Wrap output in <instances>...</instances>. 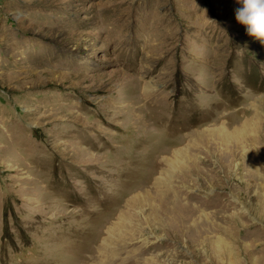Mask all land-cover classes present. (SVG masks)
<instances>
[{
	"label": "rangeland",
	"instance_id": "374dc122",
	"mask_svg": "<svg viewBox=\"0 0 264 264\" xmlns=\"http://www.w3.org/2000/svg\"><path fill=\"white\" fill-rule=\"evenodd\" d=\"M238 7L0 0V264H118L99 245L129 225L156 264H264V44ZM253 112L260 132L221 140ZM176 149L196 159L160 188L191 212L179 237L151 184Z\"/></svg>",
	"mask_w": 264,
	"mask_h": 264
},
{
	"label": "bare ground",
	"instance_id": "6f19581e",
	"mask_svg": "<svg viewBox=\"0 0 264 264\" xmlns=\"http://www.w3.org/2000/svg\"><path fill=\"white\" fill-rule=\"evenodd\" d=\"M259 108V107H258ZM251 110V109H250ZM257 110V109H256ZM244 111V110H243ZM259 111V110H258ZM262 112V111H261ZM245 113H247V112H245ZM248 115V114H247ZM260 115V114H259ZM258 115H257V112L254 114V112H253V117H255L256 118V122H247V120L245 119L243 122H241L240 123V126L238 125V126H232L233 127V130H232V132H229V131H227V129L224 127V125H222L223 127H220L217 131L218 132H220L218 135L220 136V138H221V140L223 141V142H225V143H228V142H231V139H235V140H237L236 139V137L238 138V137H240L241 138V140H242V138L244 137V136H246L247 134H248V132L249 131H261L262 130V126H260V123L258 122V117H257ZM239 118L241 117V116H238ZM262 117V116H261ZM238 118V119H239ZM243 118V117H242ZM231 119V120H230ZM229 119V121H230V123H231V121H232V118H230ZM237 119V120H238ZM250 119V118H249ZM251 120H253V119H251ZM234 121V120H233ZM236 121V120H235ZM237 123V122H236ZM227 125V124H226ZM229 127V126H228ZM230 128V127H229ZM231 131V130H230ZM262 136V135H261ZM218 137V136H217ZM254 137V136H253ZM259 137V136H258ZM248 138V137H247ZM255 139V138H254ZM260 139V138H259ZM256 142V141H255ZM237 143V142H236ZM239 143V142H238ZM236 146V145H235ZM264 146V145H263ZM232 148V147H231ZM234 148V147H233ZM233 150V149H232ZM239 150V149H238ZM237 150V151H238ZM226 151H228V150H226ZM236 151V152H237ZM264 151V150H263ZM258 152V151H257ZM222 153V152H221ZM238 153V152H237ZM172 155L171 156H163L162 158H161V161H162V163H164V168H165V170L163 171V173L161 172V174H162V176H160V177H158V178H156L155 180H154V182L153 183H151L152 185H153V187L155 188V189H157V196H158V199H156L157 201L159 200L160 201V203H161V207L163 208V210H164V212L165 213H167V212H170L169 213V215H166V217H165V219H164V226H166L167 227V229H165V234H166V236L168 235V234H172L173 236H175V237H179V236H182V235H184V228H185V225L184 224H186L187 223V221L192 217H189L190 216V213H187V214H189V216H186V215H184V213H183V210L184 209H182L183 208V206L185 205L186 206V204H181L180 205V203L181 202H179L178 201V199H179V194H177L176 192L174 193V191H173V186H172V184H171V186L169 185V186H167L166 185V190L167 191H165V189H164V192H163V190H160V188L163 186L162 184L164 183V181L166 180L167 181V178H168V180L171 178V174H170V171L168 170V168H175L176 169V167H179L180 168V170L182 171H179V172H181L180 173V176L181 177H184V176H186V174H185V172H184V169L186 170L187 169V171H190V173L192 172V170H194V168L196 167L195 166V163H196V159H194V157H192L191 158V156H189V154H186V153H184L183 152V150L182 149H176V150H173L172 151V153H171ZM227 157V156H226ZM239 157V156H238ZM204 160V159H203ZM222 160V159H221ZM191 162L190 164H191V167H188L189 166V164L187 163L186 164V162ZM231 161H233V160H231ZM186 164V165H185ZM198 164V163H197ZM196 164V165H197ZM185 167V168H184ZM202 171V170H201ZM188 173V172H187ZM196 173V172H195ZM164 175V176H163ZM192 175V174H191ZM199 175V174H198ZM228 175V174H227ZM233 175V174H232ZM180 178V177H179ZM186 178V177H185ZM209 181V180H208ZM189 182V181H188ZM195 184V183H194ZM159 188V189H158ZM222 188V187H221ZM175 190V189H174ZM251 191V190H250ZM167 192H169V193H167ZM171 194H172V196H171ZM181 194V193H180ZM145 196V195H144ZM155 196V195H154ZM171 196V197H170ZM185 197V196H184ZM172 198V200L170 201V199ZM150 199L152 200H154V198H152V196H150V195H146V197H144V199H143V201H145L146 203L149 201L150 202ZM182 199V198H181ZM180 199V200H181ZM187 199V198H186ZM138 200H140L139 198H138ZM188 201V200H187ZM131 204L133 205V203H134V200L133 199H131ZM183 203V202H182ZM186 203V202H185ZM151 204V203H150ZM169 204H170V206H169ZM128 205H130L129 203H127L126 205H125V207L126 206H128ZM188 206H189V204H188ZM229 207V206H228ZM226 208V207H225ZM153 211L155 210V208H151ZM190 209H191V207H190ZM186 210H187V208H186ZM192 210V209H191ZM158 211V210H157ZM196 212H197V210H196ZM193 213V212H192ZM198 213V212H197ZM182 215H184V216H182ZM193 215V214H192ZM201 217H199V218H197V220H196V218L195 219H193L192 220V224H195V222H196V224H198V220H200L201 221V223L202 222H205V223H207L209 220H208V218L205 216V215H200ZM121 217L122 216H118V219H121ZM131 217V216H130ZM129 217V218H130ZM199 221V222H200ZM161 223H162V221H161ZM232 223V222H231ZM208 224V223H207ZM118 225H120V224H118ZM189 225V224H188ZM209 225V224H208ZM244 225V224H243ZM201 226H203V225H201ZM161 227V226H160ZM190 227V226H189ZM209 227V226H208ZM192 228V227H191ZM204 228V227H203ZM158 229V228H157ZM213 229V228H212ZM113 230H114V228H110V230L109 231H107V235L105 236V237H103L102 238V241H101V244L99 245V249H98V252H99V254H102L103 252H104V250H105V248L107 247V245L108 244H110V241L113 239V241H114V243L115 242H117L118 244H119V246H120V249H122V251H120V252H124V253H126L127 254V256L126 257H123V258H121L120 259V261H119V263L118 264H156V258L157 257H155V256H152L153 255V251H152V248H154L153 246H150V243L147 241L148 239H146L145 241H143L144 243H142V245H138V246H134V247H132V248H130V249H127V241H128V238L129 237H135L136 236V234H135V232H136V230L134 229V226L132 225H129V226H127V231H121V229H119V230H117V234H120V235H123L124 234V232H125V234H126V237H124L123 239L122 238H120L121 240H119V238L118 237H116V236H112V234H113ZM190 230H192V229H190ZM195 230H196V228H195ZM214 230V229H213ZM209 231V230H208ZM190 232V231H189ZM193 232V231H192ZM200 232V231H199ZM255 232V231H254ZM257 232V231H256ZM255 232V233H256ZM187 233H188V230H187ZM201 233H202V231H201ZM204 233V232H203ZM102 234V233H101ZM193 234V233H192ZM250 234H252V233H250ZM249 234V235H250ZM190 235H191V233H190ZM100 236V235H99ZM139 236V235H138ZM188 236V235H187ZM203 236V235H202ZM122 237V236H121ZM149 237V236H148ZM156 237H160V236H156ZM169 237V236H168ZM196 237H197V235H196ZM204 237V236H203ZM201 238V237H200ZM184 239V238H183ZM202 239V238H201ZM207 239V238H206ZM187 240V239H186ZM200 241V240H199ZM206 241H208V240H206ZM188 242V241H187ZM121 243V244H120ZM191 243V242H190ZM189 243V244H190ZM201 243V242H200ZM208 243V242H207ZM210 243V242H209ZM218 244H219V242H218ZM208 245V244H207ZM97 246V245H96ZM194 246V245H193ZM192 247V246H191ZM216 247H218V246H216ZM259 247V246H258ZM264 247V246H263ZM193 249V248H192ZM212 249V248H211ZM216 249V248H215ZM218 249H219V247H218ZM224 249V248H223ZM227 249V248H226ZM225 250V249H224ZM211 251V250H210ZM264 251V250H263ZM222 252H223V250H222ZM148 253H150L151 254V257H150V255H149V257L147 258V257H143V256H146L145 254H148ZM218 253V252H217ZM224 253H225V251H224ZM229 253V252H228ZM227 253V254H228ZM93 254V253H92ZM177 254V253H176ZM216 254V253H215ZM173 256V255H172ZM117 257V256H116ZM182 257V256H181ZM173 258V257H172ZM176 258V257H175ZM239 258V257H238ZM159 259V258H158ZM170 261H172V260H170ZM180 261V260H179ZM177 262H178V260H177ZM111 263V262H110ZM237 263V262H236ZM111 264H114V261L111 263ZM159 264V263H158Z\"/></svg>",
	"mask_w": 264,
	"mask_h": 264
},
{
	"label": "clouds",
	"instance_id": "9594fccd",
	"mask_svg": "<svg viewBox=\"0 0 264 264\" xmlns=\"http://www.w3.org/2000/svg\"><path fill=\"white\" fill-rule=\"evenodd\" d=\"M235 19L246 29L247 35L264 44V0H237Z\"/></svg>",
	"mask_w": 264,
	"mask_h": 264
}]
</instances>
